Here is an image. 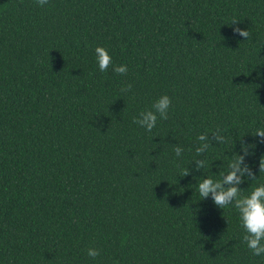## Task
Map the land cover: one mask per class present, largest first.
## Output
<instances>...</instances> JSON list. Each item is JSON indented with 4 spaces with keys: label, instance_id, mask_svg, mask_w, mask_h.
Returning a JSON list of instances; mask_svg holds the SVG:
<instances>
[{
    "label": "trees",
    "instance_id": "1",
    "mask_svg": "<svg viewBox=\"0 0 264 264\" xmlns=\"http://www.w3.org/2000/svg\"><path fill=\"white\" fill-rule=\"evenodd\" d=\"M0 264H264V0H0Z\"/></svg>",
    "mask_w": 264,
    "mask_h": 264
}]
</instances>
